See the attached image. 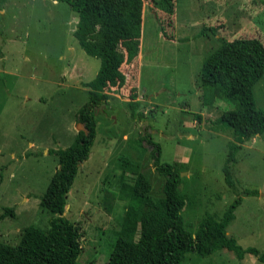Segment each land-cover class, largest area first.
<instances>
[{
	"label": "rangeland",
	"instance_id": "obj_1",
	"mask_svg": "<svg viewBox=\"0 0 264 264\" xmlns=\"http://www.w3.org/2000/svg\"><path fill=\"white\" fill-rule=\"evenodd\" d=\"M140 10V55L121 65L123 86L106 88L108 103L95 110L96 138L67 196L63 215L80 233L81 264L105 263L120 236L138 239L144 210L133 194L138 172L150 196H162L163 177L141 134L159 145L161 162L177 163L186 229L219 219L237 197L223 172L232 131L215 123L237 103L206 96L200 72L220 37L264 39V0H141ZM77 18L66 2L0 0V241L7 244H17L25 226L49 227L52 214L39 201L58 161L48 150L69 146L81 129L75 114L88 98L82 82L95 76L100 59L79 46ZM253 90L264 108V74ZM130 94L141 101L143 120L130 117ZM230 171L239 192L257 193H240L226 231L262 253L264 131L242 144ZM181 264L264 263L222 248L208 256L188 251Z\"/></svg>",
	"mask_w": 264,
	"mask_h": 264
},
{
	"label": "trees",
	"instance_id": "obj_2",
	"mask_svg": "<svg viewBox=\"0 0 264 264\" xmlns=\"http://www.w3.org/2000/svg\"><path fill=\"white\" fill-rule=\"evenodd\" d=\"M55 1L66 2L77 13L73 35L86 54L100 59V67L91 80L82 82L88 89V98L75 115L76 122L84 129L77 131L69 146L48 150L58 161V168L39 201L40 207L52 214L49 227L25 226L15 245L0 241V264H81L77 261L81 253L80 233L74 222L63 215L68 192L79 163L88 158L96 138L95 110L107 105L106 88L125 84L121 65L139 53L141 0ZM219 40L218 47L202 62L200 79L203 90H207L206 96L237 103L234 109L215 119L216 124L232 131L233 140L228 143L223 172L227 186L237 192V197L219 219L209 217L200 221L194 231L186 229L181 216L186 197L179 190L181 177L177 163L161 162L159 145L150 139L149 133L141 134L139 137L152 146L154 172L163 177L162 196L151 197V185L145 173L138 172L133 194L137 202L142 201L144 205L138 239L120 236L105 263L83 264H181L188 251L208 256L222 248L232 251L238 259H243L247 253L254 254L264 263V252L251 246L242 247L226 231L242 201L240 193H257L254 189L239 192L230 167L242 144L264 131V108L256 105L253 90L264 74V39L220 37ZM140 105L135 94H130L126 106L132 119H144ZM5 211L10 213L12 209Z\"/></svg>",
	"mask_w": 264,
	"mask_h": 264
},
{
	"label": "water",
	"instance_id": "obj_3",
	"mask_svg": "<svg viewBox=\"0 0 264 264\" xmlns=\"http://www.w3.org/2000/svg\"><path fill=\"white\" fill-rule=\"evenodd\" d=\"M78 125H79V127H80L81 129H84L83 126H82V124L80 125V123H79ZM78 130H80V129H78Z\"/></svg>",
	"mask_w": 264,
	"mask_h": 264
},
{
	"label": "crops",
	"instance_id": "obj_4",
	"mask_svg": "<svg viewBox=\"0 0 264 264\" xmlns=\"http://www.w3.org/2000/svg\"><path fill=\"white\" fill-rule=\"evenodd\" d=\"M139 52H140V49H139ZM139 55H140V53H138L137 57H139ZM109 98H110V96H109Z\"/></svg>",
	"mask_w": 264,
	"mask_h": 264
}]
</instances>
